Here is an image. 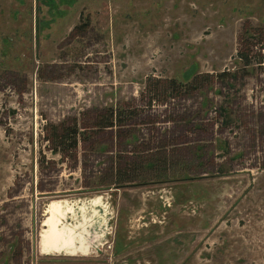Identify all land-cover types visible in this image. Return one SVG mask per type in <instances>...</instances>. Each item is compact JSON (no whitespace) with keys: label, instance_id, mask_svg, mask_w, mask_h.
<instances>
[{"label":"rangeland","instance_id":"1","mask_svg":"<svg viewBox=\"0 0 264 264\" xmlns=\"http://www.w3.org/2000/svg\"><path fill=\"white\" fill-rule=\"evenodd\" d=\"M51 200L88 255L40 252ZM0 264H264V0H0Z\"/></svg>","mask_w":264,"mask_h":264},{"label":"bare ground","instance_id":"2","mask_svg":"<svg viewBox=\"0 0 264 264\" xmlns=\"http://www.w3.org/2000/svg\"><path fill=\"white\" fill-rule=\"evenodd\" d=\"M100 197L98 195L92 198V205L100 207L101 204H98ZM78 208L77 203L68 200H51L47 204L39 235V247L43 255L65 254L77 256L79 254H89L91 242L97 240L98 237L91 235L94 225L89 224L90 221L86 216L87 205L81 207V219L77 220L79 218L76 215ZM68 219H74V221L70 222Z\"/></svg>","mask_w":264,"mask_h":264},{"label":"trees","instance_id":"3","mask_svg":"<svg viewBox=\"0 0 264 264\" xmlns=\"http://www.w3.org/2000/svg\"><path fill=\"white\" fill-rule=\"evenodd\" d=\"M78 28H81V26L78 25ZM85 28V27H84ZM263 35L262 33H260ZM239 58L244 61V68H247L251 65V60L248 59L249 54L244 53L242 51L239 52ZM262 58H259L257 61V64H261ZM226 76L225 73H220L217 75V78L219 80H223ZM214 77L216 78V75L207 73V74H197L195 75L192 80L183 82L179 80L178 78H171V79H157L156 85H154V91L152 95V101H156L157 96H165V98L169 97H177L181 96L183 94H191L193 91L199 89L201 85L198 83L199 79H205L207 82H212L214 80ZM162 102L166 101V99H161ZM125 114V111H122L119 107H112L107 109L106 114L101 116V118L94 123L95 127H98L100 129L104 128H113L116 126H122L123 125V116ZM130 114L135 115L136 111H131ZM62 133L56 131L55 139L57 143L60 146H63L67 144V147L64 149L63 147L61 150H71L74 151L78 147V140L79 136L84 137V131H80L79 125L77 122H75L73 125L65 126L63 124L61 126ZM58 129V128H57Z\"/></svg>","mask_w":264,"mask_h":264}]
</instances>
